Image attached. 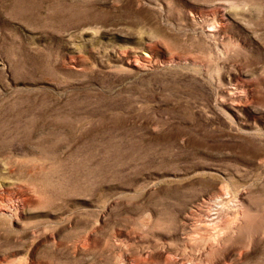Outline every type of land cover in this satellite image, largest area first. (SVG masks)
<instances>
[{"label": "rangeland", "instance_id": "rangeland-1", "mask_svg": "<svg viewBox=\"0 0 264 264\" xmlns=\"http://www.w3.org/2000/svg\"><path fill=\"white\" fill-rule=\"evenodd\" d=\"M0 264H264V0H0Z\"/></svg>", "mask_w": 264, "mask_h": 264}]
</instances>
